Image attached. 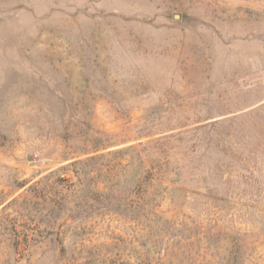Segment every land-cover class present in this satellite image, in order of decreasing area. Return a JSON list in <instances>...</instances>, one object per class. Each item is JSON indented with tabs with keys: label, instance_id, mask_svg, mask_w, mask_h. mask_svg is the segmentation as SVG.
Here are the masks:
<instances>
[{
	"label": "rangeland",
	"instance_id": "374dc122",
	"mask_svg": "<svg viewBox=\"0 0 264 264\" xmlns=\"http://www.w3.org/2000/svg\"><path fill=\"white\" fill-rule=\"evenodd\" d=\"M0 264H264V0H0Z\"/></svg>",
	"mask_w": 264,
	"mask_h": 264
}]
</instances>
